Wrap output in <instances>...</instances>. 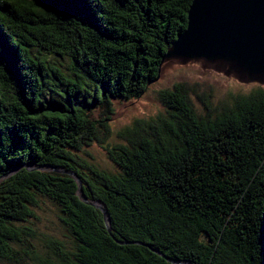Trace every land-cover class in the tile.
Masks as SVG:
<instances>
[{
	"label": "trees",
	"instance_id": "obj_1",
	"mask_svg": "<svg viewBox=\"0 0 264 264\" xmlns=\"http://www.w3.org/2000/svg\"><path fill=\"white\" fill-rule=\"evenodd\" d=\"M191 3L0 0V264H264V87L200 112L177 83L113 128L182 63ZM49 205L63 239L40 250Z\"/></svg>",
	"mask_w": 264,
	"mask_h": 264
},
{
	"label": "water",
	"instance_id": "obj_2",
	"mask_svg": "<svg viewBox=\"0 0 264 264\" xmlns=\"http://www.w3.org/2000/svg\"><path fill=\"white\" fill-rule=\"evenodd\" d=\"M165 57L180 58L184 64L201 60L239 82L264 84V0H192L187 27ZM72 176L81 199L99 208L109 227L105 204L89 201L80 178Z\"/></svg>",
	"mask_w": 264,
	"mask_h": 264
},
{
	"label": "rangeland",
	"instance_id": "obj_3",
	"mask_svg": "<svg viewBox=\"0 0 264 264\" xmlns=\"http://www.w3.org/2000/svg\"><path fill=\"white\" fill-rule=\"evenodd\" d=\"M177 83H184L189 97L198 111H204L205 104L213 108L220 107L232 95L248 94L258 87H264L261 83H242L224 73L209 69L199 62L186 64L177 61L168 62L162 71L160 80L152 86L149 92L141 99L116 103V113L113 120V128L120 130L130 125L137 118H151L165 112L164 105L160 102L158 91L165 88H173ZM92 156L98 163L108 165V159L102 148L94 146L90 149ZM39 220H36L37 233L40 241L34 244L40 250H48L47 240L63 239L64 233L57 219L53 207L42 206Z\"/></svg>",
	"mask_w": 264,
	"mask_h": 264
}]
</instances>
